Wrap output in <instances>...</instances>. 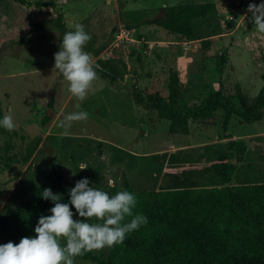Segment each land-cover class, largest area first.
Returning a JSON list of instances; mask_svg holds the SVG:
<instances>
[{
  "label": "rangeland",
  "instance_id": "374dc122",
  "mask_svg": "<svg viewBox=\"0 0 264 264\" xmlns=\"http://www.w3.org/2000/svg\"><path fill=\"white\" fill-rule=\"evenodd\" d=\"M26 1L32 5L0 4V101L16 125L0 135V216L9 217L28 200L51 169L74 184L87 178L89 187L110 195L127 186L135 191L166 188L172 182L169 174L181 172L167 170L168 155L185 145L200 146L189 150L194 164L185 169L199 172L200 186L221 187L204 146L219 143L225 136L247 138V134L264 132V116L252 124L233 116L227 132L223 131L221 110L209 120L181 127L158 110L141 108L133 91L136 85L145 94L167 97L174 77L179 103L193 106L220 86L231 92L238 84L243 102L250 104L263 87L264 33L251 23L248 5L264 0ZM37 2L52 6L38 8ZM205 2L216 5L222 25V34L211 38L208 49L200 41L143 24L180 5ZM70 18H78L90 34L84 50L99 65L97 79L83 100L72 95L69 82L54 69V54L65 32L72 30ZM221 55L225 58L222 71L217 66ZM103 70L122 76V81L111 82ZM81 109L89 118L73 122L69 135L61 136L58 123L63 115ZM49 110L50 121L42 126ZM37 137L40 144L29 157L27 146ZM251 143V148L258 147L255 140ZM199 156L205 159L197 162ZM224 158L232 159L216 154L210 160ZM81 164L88 168L80 170ZM22 175L25 179L17 185ZM7 242L0 239V244ZM109 249L91 253L105 258ZM74 264L94 263L75 257Z\"/></svg>",
  "mask_w": 264,
  "mask_h": 264
},
{
  "label": "trees",
  "instance_id": "16d2710c",
  "mask_svg": "<svg viewBox=\"0 0 264 264\" xmlns=\"http://www.w3.org/2000/svg\"><path fill=\"white\" fill-rule=\"evenodd\" d=\"M11 1L23 6H31L26 0ZM38 8L52 6L37 2ZM144 25H153L169 34L178 35L187 41H200L204 49L210 46L211 38L222 34L217 7L214 3H192L180 5L166 11L163 16L148 19ZM264 63V52L261 56ZM225 58L221 55L218 63L222 71ZM111 82L122 81V76L103 70ZM263 87L258 95L246 104L238 84L231 92L222 86L212 92L198 105L187 106L179 103L176 80L171 77L167 97L148 95L134 86L136 103L145 110H158L173 123L186 127L190 122L206 121L218 111L223 113L221 128L227 131L230 119L239 117L244 123L259 122L264 113V73ZM53 105L52 101L49 104ZM5 109L0 101V119ZM50 121L48 116L42 126ZM8 130L0 127V135ZM41 141L33 139L27 146L32 156ZM226 146L236 152L233 163L213 164L224 186L202 187L191 178L199 172L185 171L171 175L172 182L158 190L135 191L127 186L125 191L137 198L133 213L147 217V224L127 234L123 243L110 247L105 258L91 252L76 256L94 264H264V164L250 166L255 170L251 177H244L231 184L239 164L246 159L247 146L244 140H231ZM176 155L168 158L167 166L176 167ZM181 176L183 178L181 179ZM75 184L61 172L51 169L42 184L31 197L14 209L9 217L0 216V230L8 241L16 244L23 237H34L35 226L41 215H51L54 207L50 200L42 198L45 188L62 196L63 203L70 200L69 190ZM73 217H79L70 206ZM90 220L95 221V218ZM131 217L125 218V223Z\"/></svg>",
  "mask_w": 264,
  "mask_h": 264
},
{
  "label": "clouds",
  "instance_id": "9594fccd",
  "mask_svg": "<svg viewBox=\"0 0 264 264\" xmlns=\"http://www.w3.org/2000/svg\"><path fill=\"white\" fill-rule=\"evenodd\" d=\"M248 12L251 13V23L264 33V2L250 3ZM68 24L72 30L65 32L59 51L54 54V69L69 82L72 95L83 100L97 79L99 65L84 50L91 39L84 25L78 18H70ZM76 107L79 109V104ZM88 118L89 113L82 109L63 115L58 123L63 129L60 135L68 136L73 122ZM0 127L13 131L16 125L12 116L5 115L0 119ZM87 168V164L80 165V170ZM89 184L87 178L77 181L69 190L68 203L61 202V194L45 188L42 198L54 203L49 210L51 215L39 217L34 237H23L18 244L12 241L0 244V264H74L76 256L121 244L128 233L147 224L146 216L133 213L137 205L134 193L122 190L110 195L89 187ZM109 185H112L111 180ZM70 206L84 219H73ZM126 217H131L130 222H124ZM91 218L96 222H88ZM62 239L66 240L65 245L61 244Z\"/></svg>",
  "mask_w": 264,
  "mask_h": 264
},
{
  "label": "crops",
  "instance_id": "0c3cea01",
  "mask_svg": "<svg viewBox=\"0 0 264 264\" xmlns=\"http://www.w3.org/2000/svg\"><path fill=\"white\" fill-rule=\"evenodd\" d=\"M263 116H264V113H263ZM225 132H227V131H225ZM226 135H228V134L226 133ZM247 135H248L247 138H237V139L236 138L233 139V137H230V136H225V138H223V140H221L219 143H211V144H208L207 146H204L205 148H203L206 151L205 154L206 155L209 154V157H208L209 161L208 162L210 163V165L212 167L213 164H219V163H224V162L225 163H233L234 162V156H236L237 154L235 151L229 150V148L226 146V144L229 141H231V140H244V141L250 140V141L246 142V146H247L246 159L243 163L238 165L239 169L237 170V173L232 177L233 178L232 181L234 180V182H236L237 178L243 179L244 177H251L255 174V170L252 171L251 170L252 167L250 168V166L249 167L247 166L249 163H253L252 166H257V167H260L261 164H264V132H254V133H250ZM251 139L256 141V145H258L257 148H255V147L251 148V146H252V143H251L252 140ZM224 141H227V142L225 143ZM223 142L225 144H223ZM195 147H200V146H192L191 147V146L185 145V146H182V148H180L176 153L169 154L168 158L171 155H176V160H175L176 161V167L169 168L167 166V161H168V158H167L166 163H165L167 170H174V169L179 168L181 170V172L178 174V176L182 172H185V171H196L195 168H190L188 170L185 169L186 166H190V165L194 164L193 155H190L189 150L194 149ZM255 150H257V152H255ZM216 154H224L225 156L230 155V157H232V159L224 158V159L217 160V161L216 160H210L213 158V155H216ZM204 159H205V157L199 156V158L197 159V162H200ZM206 160H208V159H206ZM212 170H213V168H212ZM213 173H214L215 178H217L218 180H220L222 182L221 177L218 174H216L214 170H213ZM198 176H199V173L197 175L195 174L191 178V181L199 183L198 182L199 181ZM23 177H24V175L20 176V179L18 180L17 185H20V181L25 179ZM182 178H183V176H181V179ZM222 185H223V182H222ZM3 236L4 235L1 234V232H0V239H4V241H8V240H5L6 237L4 236L5 238H3Z\"/></svg>",
  "mask_w": 264,
  "mask_h": 264
},
{
  "label": "water",
  "instance_id": "95a60500",
  "mask_svg": "<svg viewBox=\"0 0 264 264\" xmlns=\"http://www.w3.org/2000/svg\"><path fill=\"white\" fill-rule=\"evenodd\" d=\"M46 115L47 116H50V110L46 112Z\"/></svg>",
  "mask_w": 264,
  "mask_h": 264
}]
</instances>
